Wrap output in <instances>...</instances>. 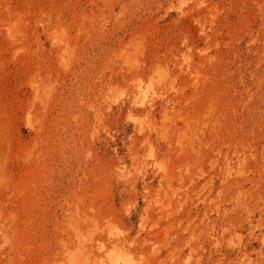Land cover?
Wrapping results in <instances>:
<instances>
[{
	"label": "rangeland",
	"instance_id": "374dc122",
	"mask_svg": "<svg viewBox=\"0 0 264 264\" xmlns=\"http://www.w3.org/2000/svg\"><path fill=\"white\" fill-rule=\"evenodd\" d=\"M0 264H264V0H0Z\"/></svg>",
	"mask_w": 264,
	"mask_h": 264
}]
</instances>
